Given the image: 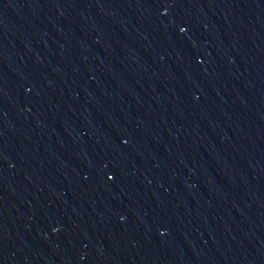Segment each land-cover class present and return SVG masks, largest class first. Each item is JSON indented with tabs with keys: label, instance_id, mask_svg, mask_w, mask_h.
Returning a JSON list of instances; mask_svg holds the SVG:
<instances>
[{
	"label": "water",
	"instance_id": "water-1",
	"mask_svg": "<svg viewBox=\"0 0 264 264\" xmlns=\"http://www.w3.org/2000/svg\"><path fill=\"white\" fill-rule=\"evenodd\" d=\"M0 264H264V0H0Z\"/></svg>",
	"mask_w": 264,
	"mask_h": 264
}]
</instances>
